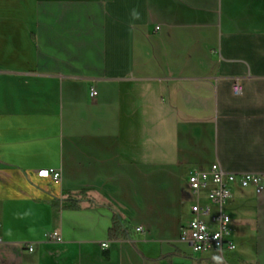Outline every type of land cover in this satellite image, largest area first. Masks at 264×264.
I'll use <instances>...</instances> for the list:
<instances>
[{
  "label": "crops",
  "instance_id": "1",
  "mask_svg": "<svg viewBox=\"0 0 264 264\" xmlns=\"http://www.w3.org/2000/svg\"><path fill=\"white\" fill-rule=\"evenodd\" d=\"M215 162L264 174V0H0V264H222L180 239ZM225 210L264 264V193Z\"/></svg>",
  "mask_w": 264,
  "mask_h": 264
},
{
  "label": "built area",
  "instance_id": "2",
  "mask_svg": "<svg viewBox=\"0 0 264 264\" xmlns=\"http://www.w3.org/2000/svg\"><path fill=\"white\" fill-rule=\"evenodd\" d=\"M232 91L234 94L240 93L238 80L234 81ZM89 95H96L93 88ZM36 174L38 177L51 178L54 181L60 177L56 169H41ZM187 184L194 201L190 207V217L181 228L180 239L188 242L195 252L215 250L221 256L222 264H228L223 258V253L225 250L235 249V244L230 238L231 217L225 210V204L231 197V187H252L257 194L264 193V174L226 172L215 162L207 170H191ZM135 231H142V228L136 227ZM50 238L55 241L60 239L57 232H53ZM101 246L106 248L107 244L102 243Z\"/></svg>",
  "mask_w": 264,
  "mask_h": 264
},
{
  "label": "trees",
  "instance_id": "3",
  "mask_svg": "<svg viewBox=\"0 0 264 264\" xmlns=\"http://www.w3.org/2000/svg\"><path fill=\"white\" fill-rule=\"evenodd\" d=\"M107 234L109 240L130 239L131 237L128 223L123 221L115 212L112 214L111 226Z\"/></svg>",
  "mask_w": 264,
  "mask_h": 264
},
{
  "label": "rangeland",
  "instance_id": "4",
  "mask_svg": "<svg viewBox=\"0 0 264 264\" xmlns=\"http://www.w3.org/2000/svg\"><path fill=\"white\" fill-rule=\"evenodd\" d=\"M231 198V197H230ZM239 205V196L237 194L234 195V197L232 198V201L230 202V204L228 205V209L233 210L235 209L234 207Z\"/></svg>",
  "mask_w": 264,
  "mask_h": 264
}]
</instances>
